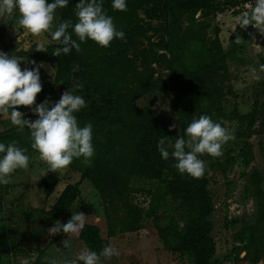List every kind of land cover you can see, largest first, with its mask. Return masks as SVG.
<instances>
[{"label":"trees","instance_id":"trees-1","mask_svg":"<svg viewBox=\"0 0 264 264\" xmlns=\"http://www.w3.org/2000/svg\"><path fill=\"white\" fill-rule=\"evenodd\" d=\"M78 2L68 0L67 7L56 10L55 27L65 20H72L73 24L77 21L74 10ZM238 3V0H126L127 10L119 11L113 10L112 0H103L104 12L112 17L116 29L124 33L123 39H114L107 48L90 39L81 43L72 34L81 50L77 52L73 48L66 55L56 56L53 51L60 45L54 41L45 46L47 51H38L36 43L24 49L17 47L15 38L9 40L4 52L26 58L20 62L21 70L39 68L42 91L35 103L41 104L47 99L51 108L61 98L60 90L65 89L86 101V106L75 113L79 126L89 122L93 125L95 151L91 166L84 165L82 158L74 159L67 169L78 174V179L65 183L54 202L39 210L49 225L68 222L69 209L80 197L82 182L87 180L100 199L108 234L115 230L138 231L152 212L134 203L131 196L143 190L141 182L155 181V191L176 202L184 212L179 229L163 227L158 231L168 248L180 258L178 264H212L216 252L211 220L214 202L207 172L215 165L221 167L222 163L219 157L208 155L211 161L205 164L203 177L195 179L186 173L180 174L171 156L168 160L162 159L156 146L161 137L174 144L193 118L201 115L222 126L233 119H244L235 106L225 108L233 95L227 57L238 47V34L231 36L230 52L224 51L218 29L209 38L206 23L211 13ZM249 26L242 28L243 34ZM68 31L71 33L72 29ZM194 45L198 47L197 52L191 49ZM50 58L54 65L52 80L41 66ZM74 65L79 66L75 72L71 70ZM161 71L167 72V81ZM77 84L82 87L76 88ZM153 93L168 99V118L155 115L150 102L136 104ZM255 111L250 114V123ZM259 114L264 120V102ZM27 119L35 121L38 116ZM173 124L177 127L170 130ZM12 142L25 149L29 157L39 158L31 147L29 129L19 131L11 126L0 130V143ZM232 160L230 156L227 161ZM248 178L257 213L252 222L245 217L239 220L241 226L234 239L241 246L235 249L239 263L258 264L264 259V176L253 167ZM58 182L59 178L52 173L41 176L44 201ZM84 211L93 209L87 205ZM29 213L26 219L30 218ZM78 239L89 251L98 254L109 245L108 236L103 237L99 226L90 222H85ZM241 250L244 255L239 258ZM33 253L28 256L29 264H49L39 245Z\"/></svg>","mask_w":264,"mask_h":264},{"label":"rangeland","instance_id":"rangeland-1","mask_svg":"<svg viewBox=\"0 0 264 264\" xmlns=\"http://www.w3.org/2000/svg\"><path fill=\"white\" fill-rule=\"evenodd\" d=\"M236 6H226L222 11H216L206 19L207 36L213 38L216 29L218 37L224 51L230 52L231 36L238 34V47L235 52H230L227 57L230 74L229 82L233 87V95L225 104L226 110L235 106L244 119H233L225 122L226 127L233 135L234 140L228 141L222 147L223 155L219 157L221 167L214 166L207 172L209 180L208 188L213 197L214 209L211 215L213 223L212 237L215 241L216 252L212 264H252L250 262L239 263L235 246L239 245L235 241V233L238 232L241 223L239 220L245 217L252 222L256 217L253 190L248 178L251 168H256L264 176V120L259 112L262 111L264 102V71H260V66L264 65V34L258 29L249 26L246 34L242 33V28L238 24L240 18L255 5V0H238ZM18 13L9 20L7 17L0 18V52H4V46L11 38H15L17 47L28 48L32 43L45 47L53 40L50 33H43L40 36H33L26 30L16 26ZM55 16L53 21V31L55 30ZM3 26V27H2ZM193 52L198 51L197 46H192ZM5 53V52H4ZM41 66L49 80H52L54 65L52 59L42 62ZM252 68L257 69L260 79H254ZM167 81V72L161 71ZM150 102L155 115L167 117L170 112V104L165 96L158 93L137 100L136 104L141 106ZM31 107L17 106V110L23 114V118L38 116L32 111L36 105ZM255 111V117L250 123V114ZM10 112L0 113V130L13 126L11 124ZM257 112V113H256ZM249 147L250 150H247ZM28 155L27 153H25ZM29 156V155H28ZM232 157V162H228V157ZM205 164L211 161L207 154L202 156ZM52 173L59 178L54 193L46 202L43 201V193L40 183L41 176ZM78 179V174L68 171L67 168L54 172L49 170L48 165L36 157H29V167L27 170L17 169L11 174L10 183L0 185V263L1 264H22L24 250H33L35 240L41 243L51 242L55 239L63 241L68 239L70 246L59 250L58 262L66 264L73 260L82 251L87 249L85 245L78 241V236L69 235L60 237L59 233L49 235L46 223L47 219L41 217L39 210L45 206H50L54 197L67 182ZM142 191L132 194L134 203L141 204L145 208L151 209V216L145 218L140 230L135 232H120L115 230L108 234L104 212L97 193L92 188L89 181L84 180L80 186V197L69 209V218L72 212H83L86 215V222L97 224L103 237L108 236L109 244L115 247L120 255L110 259L101 258L100 264H178L180 258L167 246L163 238L159 236V230L163 227H174L179 229L184 221V212L177 207V203L162 193L155 191L157 186L155 181L141 182ZM264 188V181L262 182ZM90 206L93 211L85 212L86 206ZM31 206V207H30ZM34 208L35 216L40 226V230L35 234H26L23 243L25 227L23 221L26 220L28 210ZM45 221V222H44ZM31 224V226H35ZM45 227V228H44ZM46 230V231H45ZM60 237V238H59ZM80 240V239H79ZM50 244V243H48ZM241 246V244L239 245ZM16 250L22 256L19 263L11 255ZM69 250V251H68ZM88 250V249H87ZM69 253H68V252ZM18 253L14 254L18 256ZM244 255L240 251L239 258ZM69 256V257H68ZM82 262V261H81ZM81 262H78L81 263ZM258 264H264L262 259Z\"/></svg>","mask_w":264,"mask_h":264},{"label":"clouds","instance_id":"clouds-1","mask_svg":"<svg viewBox=\"0 0 264 264\" xmlns=\"http://www.w3.org/2000/svg\"><path fill=\"white\" fill-rule=\"evenodd\" d=\"M68 0H0V18L7 17L11 20L18 13L16 26L26 30L33 36L50 33L51 39L56 45L53 54L60 56L68 54L73 48L77 52L80 43L72 38V34L83 43L92 40L102 48H107L114 39H123V31L116 29L113 19L103 10V0H79L75 7L77 21L65 20L53 31V21L58 8H65ZM113 10L126 11V0H112ZM238 24L241 28H247L250 24L264 34V0H255V5L240 18ZM72 29L69 33L68 29ZM239 42V41H238ZM36 50L47 51V48L38 45ZM25 57L9 56L0 52V113L10 112L11 124L19 131L29 129L31 147L39 154V159L48 165L49 170L59 172L67 168L74 159L82 158V163L91 166L94 156L92 143L93 125L91 122L80 127L75 113L86 106V101L80 95L65 91L58 102H54L49 108V100L36 105L32 111L38 114V119L30 121L23 118V114L17 110V106L31 107L36 101L37 94L42 91L39 68L21 70L20 62ZM35 63V62H32ZM78 65L72 67L75 72ZM264 71V65L260 66ZM254 79H260L257 69L252 68ZM76 88L82 85H75ZM177 125L170 126L176 128ZM234 135L219 122H214L209 116L201 115L193 120L185 129L184 135L177 138L174 144L161 137L157 143V150L162 159L173 158L175 167L180 174H188L192 178L200 179L205 172V162L200 156L205 154L217 158L223 155L222 147ZM167 142V146H166ZM168 148H171L170 152ZM26 150L10 144L0 143V185L10 183L11 174L17 169L27 170L29 156ZM86 215L83 212H72L67 223L56 224L48 229L49 235L65 233L67 236H78L84 228ZM70 246L68 239L63 241V247ZM119 251L111 244L104 246L99 252L82 250L75 259L66 264H100L101 258L110 259L119 256ZM48 260V257H45ZM22 264H29L28 260ZM49 264H57L51 259Z\"/></svg>","mask_w":264,"mask_h":264},{"label":"crops","instance_id":"crops-1","mask_svg":"<svg viewBox=\"0 0 264 264\" xmlns=\"http://www.w3.org/2000/svg\"><path fill=\"white\" fill-rule=\"evenodd\" d=\"M48 44V43H47ZM60 182V181H59ZM58 182V183H59ZM57 183V184H58ZM65 185V184H64ZM64 187V186H63ZM62 190V189H61ZM60 190V191H61ZM54 191H55V189H54ZM54 191H53V193H54ZM52 193V194H53ZM51 194V195H52ZM58 194H59V192L57 193V195L54 197V200H55V198L58 196ZM50 195V196H51ZM49 196V197H50ZM48 197V198H49ZM48 200V199H47ZM46 200V201H47ZM44 201V200H43ZM46 201H44V202H46ZM54 202V201H53ZM31 207V206H30ZM45 208H48V206H45ZM28 212H31V215H33V213H34V208L32 207V208H30L29 210H28ZM30 215V218L29 219H26V220H24L23 221V224H24V226L23 227H25V228H23L24 229V232L22 233L21 232V234H23V243H24V239H26V234L27 235H30V234H35V233H37L39 230H40V228L42 227V226H40V224H38V222H40L41 223V221H38V220H36V217L35 216H31ZM45 222V221H44ZM35 223H37L35 226H31V224L32 225H34ZM46 225H47V229H49V228H51V227H53V226H55L56 225V223L55 224H51V225H49L48 224V222L46 223ZM45 228V227H44ZM46 231V230H45ZM59 235H60V237H66V234L65 233H59ZM59 237V238H60ZM77 237V236H76ZM51 238L52 237H50L49 238V240L47 239V242H44V243H41L40 241H39V239H37V240H35V245L33 246V249L36 247V245H39V247L44 251V255H45V257H48V260L50 261L51 259H55L56 261H57V264H63V262L62 263H59L58 262V258H59V250H61L62 248H64L62 245H61V243H60V240L58 241V238L56 237V236H53V238L55 239L53 242H51L50 240H51ZM78 238V237H77ZM78 241L80 242V243H82L81 242V240H79L78 239ZM48 243H50V244H48ZM14 251V253H12V254H10L11 255V263H13V258L15 259V261H17L18 263H19V259H22V256L20 255V253H18L16 250H13ZM69 251V250H68ZM67 251V252H68ZM16 253H18V256L17 255H14V254H16ZM69 253V252H68ZM0 254H1V252H0ZM29 255H34V253H33V250L30 252L29 250H24V248H23V261L24 260H27L28 259V256ZM69 257V256H68ZM60 259V258H59ZM1 264V263H0Z\"/></svg>","mask_w":264,"mask_h":264},{"label":"built area","instance_id":"built-area-1","mask_svg":"<svg viewBox=\"0 0 264 264\" xmlns=\"http://www.w3.org/2000/svg\"><path fill=\"white\" fill-rule=\"evenodd\" d=\"M65 91H66L65 89H61V90H60V95L62 96V94H63Z\"/></svg>","mask_w":264,"mask_h":264}]
</instances>
